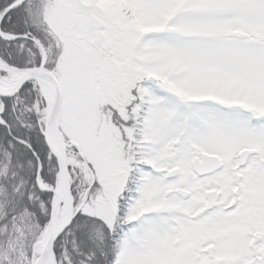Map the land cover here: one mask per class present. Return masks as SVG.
I'll list each match as a JSON object with an SVG mask.
<instances>
[{"label": "snow or ice", "instance_id": "1", "mask_svg": "<svg viewBox=\"0 0 264 264\" xmlns=\"http://www.w3.org/2000/svg\"><path fill=\"white\" fill-rule=\"evenodd\" d=\"M0 264H264V0H0Z\"/></svg>", "mask_w": 264, "mask_h": 264}]
</instances>
